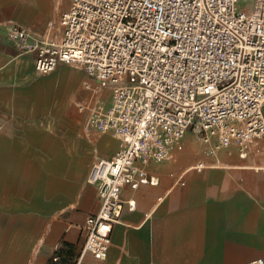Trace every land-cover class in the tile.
<instances>
[{"label":"built area","instance_id":"2783aa9c","mask_svg":"<svg viewBox=\"0 0 264 264\" xmlns=\"http://www.w3.org/2000/svg\"><path fill=\"white\" fill-rule=\"evenodd\" d=\"M58 26V39L24 45L35 72L82 68L89 81L74 105L86 130L118 141L86 175L99 205L84 219L76 261L102 259L113 224L135 207L121 191L156 185L146 165L181 151L188 130L206 154L234 146L244 156L264 138V0H70ZM6 37L23 45L27 33L11 25ZM203 167L198 160L191 168Z\"/></svg>","mask_w":264,"mask_h":264},{"label":"crops","instance_id":"0c3cea01","mask_svg":"<svg viewBox=\"0 0 264 264\" xmlns=\"http://www.w3.org/2000/svg\"><path fill=\"white\" fill-rule=\"evenodd\" d=\"M69 2L0 0V204L5 208L15 202V207L22 208L20 194L29 191L35 193L31 206L45 204L56 213L36 219L26 216L25 223L34 222L38 230L34 233L35 252H27L32 238L26 232L24 239L19 237L17 253L8 249L0 257V264H28L29 255L30 264H242L247 259L264 258L262 138L252 142L244 156L229 146L213 154L204 153L185 166V153L193 147L189 141L188 152L177 151L163 162L148 163L146 169L158 183L121 191L122 198L135 200V207L124 209L113 224L105 257L98 259L85 253L76 261L84 240V219L99 205L96 190L87 183L85 198L91 210L86 214L74 208L78 202L68 201L60 207L58 194L52 193L43 201V185L50 182H43L42 172L35 166L30 171L27 161L28 157L37 160L39 152L50 154L51 159L61 156L58 138L37 128L58 125L59 119L69 123L73 114L71 97L81 92L75 65L59 64L48 73L38 74L33 53L24 46L45 37L58 39V19ZM11 25L26 31L23 45L7 39L6 30ZM61 94L64 101L59 116L54 106ZM262 110L264 115V104ZM106 146L98 155L113 153V145ZM198 160L204 167L191 168ZM14 161H24L23 167L21 163L14 165ZM47 167L55 171L51 162ZM24 218L19 214L0 217L7 225L21 223ZM7 230L4 227V232ZM8 253L18 259L10 261Z\"/></svg>","mask_w":264,"mask_h":264},{"label":"rangeland","instance_id":"374dc122","mask_svg":"<svg viewBox=\"0 0 264 264\" xmlns=\"http://www.w3.org/2000/svg\"><path fill=\"white\" fill-rule=\"evenodd\" d=\"M75 65V64H72ZM75 75H80V83H79V90L81 89L80 95H78L79 90L74 94V97H71V104L70 107L73 109L72 118L69 119V123H64L62 119H59L58 125L53 126H41L38 127L37 130H43L50 132L52 137L58 138V145L62 149V154L58 158H52L50 154L41 153L37 154L38 159L34 160L31 157L27 158L29 170L31 171L32 168L36 167L39 171L42 172L43 175V182H50L48 185H43L44 190L46 192H42V199H49V195L55 196L58 194L57 199L59 198V206H65L67 202H78L75 204V209L82 210L88 213L91 210L90 203L86 201L85 194H86V175L89 170L90 163L94 159V157L99 153V151L106 146V143L113 145V153L117 149V139L114 141L111 138V133L109 132H93L86 130L85 127V114L79 113L74 105V100L77 99L81 94L84 92L83 84L85 81H89L88 76L84 73L83 69L79 66L75 65ZM74 75V76H75ZM72 76V78L74 77ZM76 78V77H75ZM90 82L94 85L95 83L90 80ZM63 94V93H62ZM60 96L57 100V104L54 106V111L61 116V105L63 104L64 97ZM74 99V100H73ZM55 123V122H54ZM109 137V138H108ZM184 146L181 150V153L186 151V143L192 142V149L185 153L187 157L186 165L192 162V159L201 158L204 154L203 145L201 143L199 134L194 129H190L186 132L184 137ZM106 148H109L106 146ZM112 153V154H113ZM47 155V156H46ZM36 161V162H35ZM50 162L54 164V170H48ZM21 163V167H23L24 161H14L13 164L16 165ZM41 166V168H40ZM20 167V166H19ZM57 167V169H56ZM28 170V171H29ZM56 172V173H55ZM45 184V183H44ZM52 185V186H51ZM47 191H50L47 192ZM39 195V194H38ZM37 195V196H38ZM52 195V196H53ZM35 196V193L26 192L24 194H20L19 200L24 203V207L17 208L15 207L14 203L12 202L8 207H1L0 204V217L3 216H14L20 215L25 217L21 223L18 221H13V223L7 225V223H2L3 220L0 219V257L7 253V250L10 249L11 252L17 253L19 248V237L21 236L23 239L25 238V233L27 232V236L31 235V243L27 249V252L30 254L31 252H35L37 245L35 242V234L38 230L35 227V223L33 222L32 225H28L25 222L28 221L27 218L36 219L40 215L50 214V212L54 209L50 206H46L44 204L43 207H34L30 205V201L32 197ZM49 196V197H48ZM56 214V213H54ZM84 214V215H85ZM26 219V220H25ZM34 221V220H33ZM29 223V222H28ZM8 227V230L4 232V227ZM33 232V233H31ZM21 234V235H20ZM20 237V238H21ZM11 241V242H10ZM9 242L11 244H9ZM56 250L55 252H57ZM9 254V253H8ZM17 255V254H16ZM10 261L17 260L18 256L7 255ZM31 262V255L28 257L27 263L30 264ZM9 264V263H7Z\"/></svg>","mask_w":264,"mask_h":264}]
</instances>
